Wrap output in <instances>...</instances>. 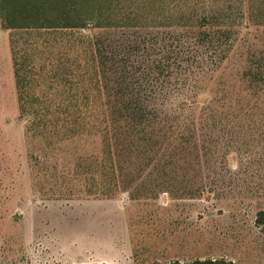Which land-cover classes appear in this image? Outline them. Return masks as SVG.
<instances>
[{
	"label": "rangeland",
	"instance_id": "1",
	"mask_svg": "<svg viewBox=\"0 0 264 264\" xmlns=\"http://www.w3.org/2000/svg\"><path fill=\"white\" fill-rule=\"evenodd\" d=\"M158 3L28 37L95 59L115 154L23 118L0 22V264H264V0Z\"/></svg>",
	"mask_w": 264,
	"mask_h": 264
},
{
	"label": "trees",
	"instance_id": "2",
	"mask_svg": "<svg viewBox=\"0 0 264 264\" xmlns=\"http://www.w3.org/2000/svg\"><path fill=\"white\" fill-rule=\"evenodd\" d=\"M157 4L158 0H0L1 25L17 32L9 38V43L23 118L31 125L50 126L49 133L57 137L59 133L69 137L92 130L103 135L104 152L106 149L111 153L115 150L114 154L120 152V145H114L108 125H103L106 114L103 104L99 102V83L96 89L98 74L95 59L87 58L83 62L82 73L76 66L79 58L74 56L64 66L50 63L46 69L43 64L36 67V62L44 58L42 55L48 45H40L28 37L58 31L65 34L66 29H85L90 24L96 27L107 23L123 26L122 22L138 20L144 10ZM69 66L74 68H65ZM47 78V87L37 91ZM258 222L264 223L263 211H260ZM172 264L240 263L207 258L190 262L177 260Z\"/></svg>",
	"mask_w": 264,
	"mask_h": 264
},
{
	"label": "crops",
	"instance_id": "3",
	"mask_svg": "<svg viewBox=\"0 0 264 264\" xmlns=\"http://www.w3.org/2000/svg\"><path fill=\"white\" fill-rule=\"evenodd\" d=\"M99 262V261H98Z\"/></svg>",
	"mask_w": 264,
	"mask_h": 264
}]
</instances>
